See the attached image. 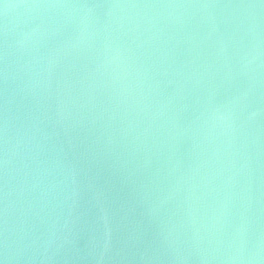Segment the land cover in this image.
Segmentation results:
<instances>
[{"label": "water", "instance_id": "95a60500", "mask_svg": "<svg viewBox=\"0 0 264 264\" xmlns=\"http://www.w3.org/2000/svg\"><path fill=\"white\" fill-rule=\"evenodd\" d=\"M0 264H264V0H0Z\"/></svg>", "mask_w": 264, "mask_h": 264}]
</instances>
